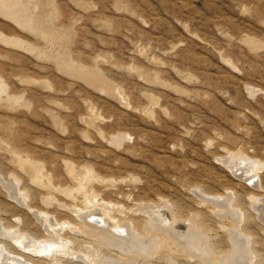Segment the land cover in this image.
I'll return each mask as SVG.
<instances>
[{
  "label": "rangeland",
  "instance_id": "rangeland-1",
  "mask_svg": "<svg viewBox=\"0 0 264 264\" xmlns=\"http://www.w3.org/2000/svg\"><path fill=\"white\" fill-rule=\"evenodd\" d=\"M0 180V218L33 238L45 222L126 238L105 210L147 228L168 211L217 258L239 222L264 264V0H0ZM74 240L90 264H204Z\"/></svg>",
  "mask_w": 264,
  "mask_h": 264
},
{
  "label": "bare ground",
  "instance_id": "bare-ground-1",
  "mask_svg": "<svg viewBox=\"0 0 264 264\" xmlns=\"http://www.w3.org/2000/svg\"><path fill=\"white\" fill-rule=\"evenodd\" d=\"M86 79H88L89 81L96 82L95 77L93 78L92 76H86ZM228 159L229 158L226 159V162ZM2 186L9 191V195H10L9 197L12 198L11 200H16L19 203H21L18 194L14 190L13 182L12 183L3 182ZM232 199L230 197H227L225 199L227 202H226V206L224 207L226 208L222 211L223 213H227V215L229 214L230 216H232V218H241L242 212L230 206V202ZM162 209L167 211L166 206H162ZM217 209H219V206ZM148 212L149 210L147 211V213ZM103 213L110 220V224H111L110 227H113L114 229H121L120 227L122 226L128 227L129 233L125 235L126 238H124V236L122 237L124 238V242H122L123 244L122 243L120 244L122 238L113 234L112 232H108L104 230L103 226L106 225V223L103 224V222L99 224L98 225L99 227L97 228L86 225L85 226L72 225L70 223L63 225V224H52V223L49 224V222L47 224L46 222L45 223L42 222L43 225L45 226V232H46L45 235L43 234L40 238H33L28 234V232L26 231L21 232L19 231L18 226L17 227L11 226L12 225L11 223H10L11 225L5 224L3 219L0 218V264H69L70 262L68 261H73L74 258L76 259L81 258L88 263L94 261L96 262L95 258L99 254L98 249L97 252L88 255L77 254L71 251V247L75 243L74 237L76 239L78 235L85 236L94 241H97V243H101V245L103 243L106 244L108 247L109 246L117 247L116 249L119 248L122 251L132 250L131 253L133 254L136 253L134 251L135 248L133 246H135V244L142 245V247L139 248L138 246H135L136 248L138 249L141 248L142 250L141 252L137 251V253L139 254V258L152 257L154 252H156L155 249L159 248V246L164 245L163 247L166 246L167 248L171 249L173 252H182V253L185 252L191 257H194L199 253L200 254L199 256L204 261L203 262L204 264H253V262H251L250 260V258L252 257V252L249 250V246H248L249 239L242 232V229L240 230L239 224L235 225L237 221L236 222L234 221L235 224L233 225L232 228H229L228 230L229 231L228 234L230 235L229 237L231 238L234 244V252L228 253V255H224V256L222 255L221 258H217L218 255L215 257L214 251H212L214 249L211 248L212 249L211 250L210 249L211 246H208L209 245L207 244L208 236L203 233L202 228L197 227L196 225L191 223L187 225V229L181 233L179 231V228H177L179 227L177 224H181L179 223L180 220H178L176 224V218L171 213H168V211L167 214H169L170 220L164 218H158V219L153 218L150 224V228L141 227L139 223H135L134 221L125 222L123 220V222L120 221L121 222L120 224L119 221L117 220L118 218L116 219L107 210H105ZM184 224H186V222H184ZM216 253L218 254V252ZM90 257L93 258V260H90L89 259ZM251 259H253V257Z\"/></svg>",
  "mask_w": 264,
  "mask_h": 264
}]
</instances>
